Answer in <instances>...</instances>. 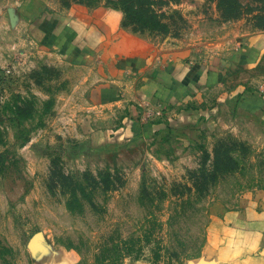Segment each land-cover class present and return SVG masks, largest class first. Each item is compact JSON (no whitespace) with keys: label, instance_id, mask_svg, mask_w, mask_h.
<instances>
[{"label":"rangeland","instance_id":"rangeland-1","mask_svg":"<svg viewBox=\"0 0 264 264\" xmlns=\"http://www.w3.org/2000/svg\"><path fill=\"white\" fill-rule=\"evenodd\" d=\"M107 6L125 31L189 60L264 33V0H0V264H41L48 248L74 264H203L212 215L264 203V111L218 100L238 91L235 70L226 91L193 101L215 121L185 135L103 150L83 134L82 70L41 51L34 23ZM238 73L237 94L264 93V55ZM143 108L144 121L166 114Z\"/></svg>","mask_w":264,"mask_h":264},{"label":"crops","instance_id":"crops-1","mask_svg":"<svg viewBox=\"0 0 264 264\" xmlns=\"http://www.w3.org/2000/svg\"><path fill=\"white\" fill-rule=\"evenodd\" d=\"M48 14L37 17L34 41L62 64L82 70L81 83L89 86L90 112L81 120V131L85 135L92 131L103 150L134 146L138 137L141 141L185 135L193 123L214 122L207 109L193 101L201 102L213 89L226 91L230 70L237 72L233 83L238 91L222 93L218 100L248 114L264 111V93L237 94L244 89L239 70L255 65L264 55V33L250 37L239 52L196 61L179 49L162 53L147 38L125 31L123 14L116 7ZM156 103L165 116L142 120L143 107ZM207 238L203 264H264V203L222 205L212 215ZM40 263L74 264L54 248L44 252Z\"/></svg>","mask_w":264,"mask_h":264}]
</instances>
